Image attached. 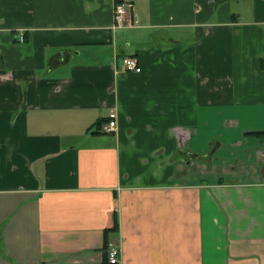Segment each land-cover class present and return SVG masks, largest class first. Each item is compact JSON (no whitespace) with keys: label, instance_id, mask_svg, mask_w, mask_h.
<instances>
[{"label":"crops","instance_id":"crops-1","mask_svg":"<svg viewBox=\"0 0 264 264\" xmlns=\"http://www.w3.org/2000/svg\"><path fill=\"white\" fill-rule=\"evenodd\" d=\"M260 133L264 0H0V264H264Z\"/></svg>","mask_w":264,"mask_h":264},{"label":"built area","instance_id":"built-area-1","mask_svg":"<svg viewBox=\"0 0 264 264\" xmlns=\"http://www.w3.org/2000/svg\"><path fill=\"white\" fill-rule=\"evenodd\" d=\"M114 21L116 27L131 23L132 16L129 12V5L126 2L116 4L114 11ZM20 41H24V35L20 37ZM123 68L127 72L140 73L142 71L138 60L134 57L127 56L123 59ZM118 130L117 115L115 110H112L108 121L101 124V131L105 134H113ZM107 259L109 264H118L120 260V247L116 242L108 241L107 244Z\"/></svg>","mask_w":264,"mask_h":264},{"label":"trees","instance_id":"trees-1","mask_svg":"<svg viewBox=\"0 0 264 264\" xmlns=\"http://www.w3.org/2000/svg\"><path fill=\"white\" fill-rule=\"evenodd\" d=\"M101 124V123H100ZM100 124H99V126H100ZM262 134H264V133H260V134H254V135H256V136H259V135H262ZM107 233V232H106ZM109 233V232H108ZM110 240V237H108L107 236V238H106V241H105V243H106V245L104 246V249H105V263H107L108 264V259H107V251H106V249H107V243H108V241Z\"/></svg>","mask_w":264,"mask_h":264}]
</instances>
